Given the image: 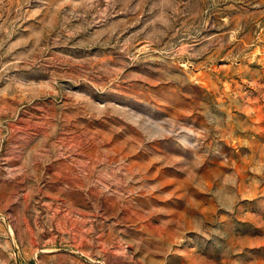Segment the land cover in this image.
<instances>
[{"label":"rangeland","instance_id":"1","mask_svg":"<svg viewBox=\"0 0 264 264\" xmlns=\"http://www.w3.org/2000/svg\"><path fill=\"white\" fill-rule=\"evenodd\" d=\"M0 264H264V0H0Z\"/></svg>","mask_w":264,"mask_h":264}]
</instances>
